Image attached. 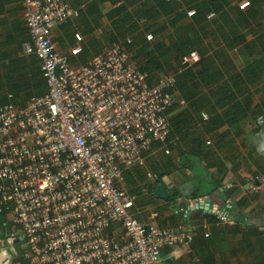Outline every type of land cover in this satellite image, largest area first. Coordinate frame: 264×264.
Masks as SVG:
<instances>
[{
	"label": "built area",
	"instance_id": "2783aa9c",
	"mask_svg": "<svg viewBox=\"0 0 264 264\" xmlns=\"http://www.w3.org/2000/svg\"><path fill=\"white\" fill-rule=\"evenodd\" d=\"M22 2L31 39L24 54L36 57L48 86L25 105L13 94L0 104V221L10 228L7 245L23 242L20 257L28 264H162L164 249L190 248L206 224L144 223L134 213L138 196L126 189V173L135 168L158 181L159 174L147 170L149 159L159 163V154L169 157L178 145L169 113L186 105L173 91L184 69L158 78L142 71L128 34L80 62L87 37L75 32L74 43L63 45L54 30L81 18L82 8L69 0ZM250 6L243 0L238 7ZM145 38L155 40L153 33ZM199 61L192 52L182 65ZM225 208L210 212L231 224L230 204Z\"/></svg>",
	"mask_w": 264,
	"mask_h": 264
},
{
	"label": "crops",
	"instance_id": "0c3cea01",
	"mask_svg": "<svg viewBox=\"0 0 264 264\" xmlns=\"http://www.w3.org/2000/svg\"><path fill=\"white\" fill-rule=\"evenodd\" d=\"M93 1L69 0L72 6L82 8L81 18L54 30L56 40L63 45L74 43L75 32L87 37L88 52L80 62H87L108 44L97 35L100 27L94 18L103 20L105 16L90 13ZM242 1L232 0L231 3L239 6ZM249 1L251 6L261 8L262 16L252 19L249 25L240 26L241 14L228 12V17L206 30L201 47L205 54L201 56L196 51L200 61L184 68V72L192 69L194 78L185 80L182 89L176 91L177 100H184L186 105L178 104L169 113L170 124L172 118H177V135L173 138L178 139V145L172 149L171 163L162 167L167 173L174 170L162 181L173 192L178 190L175 204L169 206L152 194L149 186L157 181H149L145 169L135 168L126 173V189L138 196L134 213L142 222L161 227L197 222L207 225L206 229L198 231L190 248L164 249V256L169 258L168 263L163 259L162 264H254L255 261L263 264L264 261V182H256V178L264 179V113H259L264 103V0ZM109 4L111 2L102 4L101 12L103 5L105 12L115 9V5ZM190 20L187 16L183 24ZM242 35L245 36L243 42L230 46L229 40ZM17 37L20 58L10 63L8 45ZM30 41L22 0H0V55L9 54L5 56L6 65L16 66L21 61V67L22 55L25 56L23 46ZM90 41L99 44L90 48ZM180 67L174 66L171 73L178 72ZM2 81L8 84L3 78ZM18 102L22 103V95ZM202 113L208 116L207 120L202 118ZM149 163L147 170L153 168L152 172L156 173V164L152 162L150 166ZM143 170L145 183L138 177ZM255 186L258 188L253 192ZM183 192L187 195L183 196ZM228 204L233 223L207 221L205 214L215 208L226 209ZM153 213H158L159 218L153 219ZM186 213L191 218L188 222L183 220ZM255 229L258 236L254 234ZM8 232L10 228H5L0 221V264H28L20 257L23 242L16 243L15 247L7 245Z\"/></svg>",
	"mask_w": 264,
	"mask_h": 264
},
{
	"label": "trees",
	"instance_id": "16d2710c",
	"mask_svg": "<svg viewBox=\"0 0 264 264\" xmlns=\"http://www.w3.org/2000/svg\"><path fill=\"white\" fill-rule=\"evenodd\" d=\"M231 1L232 0H176L168 2L165 0H94V3H92L90 7V13H98L102 16L100 9L102 4L111 2L113 5H116L117 7L108 14L113 25L111 32L106 34L108 36V44L116 41L118 38H124L127 34L132 35L135 33L138 38L136 43L139 46L138 48L141 51V55L144 57L141 61L143 63L140 68L142 71H148L153 76V71L160 69L162 67L161 65L166 66L169 71L174 70V66H181L180 68L184 69L182 65L183 60L192 52L197 51L203 56L205 52L202 51L201 47L206 38V30L210 29L221 18L228 17V12L235 11L241 14V19L239 21L240 26L249 25L252 19L262 16L260 14L262 12L261 8L250 6L247 10L242 11L238 6H233ZM182 2L187 3V5L184 6ZM133 5L135 9H132ZM138 7L141 8L139 9ZM191 9L196 11V15L191 18L190 22L183 24L184 18H187V10ZM211 12H215L217 16L214 20L210 21L207 19V16ZM116 16L120 19L115 20L114 18ZM141 18L146 20L147 25L144 31L141 30V32H139L137 22ZM98 20L99 17L94 18L95 22ZM226 23H230V21L226 20ZM169 30L172 34L170 38L167 39L169 43H166L164 34ZM89 32L90 29L87 33ZM149 32H152L155 37V40L151 43L147 42L145 38V35ZM200 33L203 34L202 37L198 36ZM244 39V35L234 37L232 40H229L230 46H237L240 42H243ZM98 44L99 42L90 41L89 47L92 48ZM87 52L88 49L85 54H87ZM33 58V61L23 62L21 67H19L21 61H18V65L16 66L3 65L1 67L6 68V83L10 84L9 86L12 92L10 94H13L16 102L22 95V103H20L22 105H25L32 97L45 94L48 86L36 57L33 56ZM199 74L202 75L201 72ZM190 78H194V71L192 69L179 73L177 76L178 83L173 90L175 96L177 89L181 90L183 82ZM8 95L9 94L4 95L0 92V104L4 105L9 102ZM177 105L178 104H176L174 108ZM259 113H264V103L261 105ZM174 118L171 120V138L177 135V118ZM164 160H166L167 164L171 163L170 156L166 157ZM163 163V160L156 163L154 171L159 174V179L153 186H149V190H152L154 196V191L160 183H163L162 179L168 175L162 170V167H164ZM171 173H174V170L169 174ZM193 196H197V193H193ZM178 197L179 192L177 189H174V195L165 201L169 203V206H172L175 204ZM239 203L242 204L243 201ZM205 215L209 223L218 222L217 218L211 213ZM183 216L184 222H188L189 219H191L188 215L186 216V214ZM254 234L258 236V230L255 229ZM254 264H259V262L255 261Z\"/></svg>",
	"mask_w": 264,
	"mask_h": 264
},
{
	"label": "rangeland",
	"instance_id": "374dc122",
	"mask_svg": "<svg viewBox=\"0 0 264 264\" xmlns=\"http://www.w3.org/2000/svg\"><path fill=\"white\" fill-rule=\"evenodd\" d=\"M110 6H112V3L111 4H109ZM107 9H106V6L104 7V5H103V9H102V13H103V15H102V17L103 16H105L104 18H103V20H102V18H100L97 22H96V24H98L99 26L98 27H100L98 30H103V35L101 36V35H99V37L101 38V39H103V40H105V42L106 43H109L108 42V36L106 35L107 33L109 34V32H111V30H112V28H113V25H112V21H110V19H109V17H108V14L112 11H108V12H105ZM104 13H106V14H104ZM115 20H119L120 18L118 17L117 18V16L114 18ZM146 25H147V22H146V24L145 25H143V26H140L139 24L137 25L138 26V29H139V32H141V30L142 31H144V29H145V27H146ZM137 33V32H136ZM150 33V32H149ZM152 33V32H151ZM172 34V32L169 30V31H167L165 34H164V39H165V41L166 42H168V38H170V35ZM132 36H133V39H134V50H132V54H133V57H132V60H133V62L136 64V66H138V68H140V66H141V64L143 63V62H141L142 61V59L144 58L142 55H141V51H140V49L138 48L139 46L137 45V43H136V40L138 41V38L136 37V35H135V33L134 34H132ZM17 39H18V37L17 38H12L11 40H10V44L8 45V46H10L11 47V54H10V56H9V58H10V60H12V63L17 59V58H20V56H19V54H20V52H21V46H19L18 44H17ZM20 40H18V42H19ZM169 43V42H168ZM3 46L4 47H6V45L5 44H3ZM19 51V52H18ZM8 53H5V56L6 57H8ZM5 56H4V54L3 55H0V92L2 93V94H4V95H6V94H10V93H12L11 92V89H10V87L9 86H7L8 84H5V82H3L2 81V78L5 80V81H7V77H6V75H7V71H6V68H1L3 65H6V63H7V58H5ZM5 58V59H4ZM33 56H23L22 55V63L23 62H25V61H27V62H30V61H33ZM9 61V60H8ZM16 62V61H15ZM14 62V63H15ZM162 67L160 68V69H157V70H155V71H153V76L154 77H156V78H158V77H160V76H162V75H164V74H168V73H171V72H173V70L172 71H169V69L166 67V66H163V65H161ZM20 67V66H19ZM171 114H169V116H170ZM171 156V155H170ZM159 157H161V160H163V156L161 155V154H159ZM150 162V163H149ZM152 162H154L155 164L157 163V161H156V159L155 158H150L149 159V161H148V163H149V165L151 166L152 165ZM166 164V160H164V165ZM153 170V168L152 169H150V171H152ZM163 172H165L164 170H163ZM165 173H167V172H165ZM167 174H169V173H167ZM145 176V170H143L142 171V176L141 175H139L138 177L140 178V180H143V183H145L146 182V180H144V179H142L143 177ZM166 176H168V175H166ZM165 176V177H166ZM137 204V203H136ZM135 210V209H134ZM117 227V225L116 224H114L113 225V228H116Z\"/></svg>",
	"mask_w": 264,
	"mask_h": 264
},
{
	"label": "water",
	"instance_id": "95a60500",
	"mask_svg": "<svg viewBox=\"0 0 264 264\" xmlns=\"http://www.w3.org/2000/svg\"><path fill=\"white\" fill-rule=\"evenodd\" d=\"M180 191H182V188H180ZM155 196L158 199L161 200H166L169 197H172L174 195V192L172 191L171 188H169L165 183H161L159 184V186L157 187V189L154 192ZM187 194L185 192H183V196H186ZM206 210H209V206L206 208ZM161 257H163L162 259L165 260L166 263H168V258L167 256H164V254H161Z\"/></svg>",
	"mask_w": 264,
	"mask_h": 264
}]
</instances>
